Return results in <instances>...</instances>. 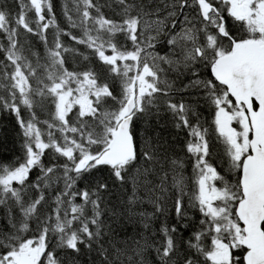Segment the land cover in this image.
<instances>
[{"label":"snow or ice","instance_id":"6c2138e0","mask_svg":"<svg viewBox=\"0 0 264 264\" xmlns=\"http://www.w3.org/2000/svg\"><path fill=\"white\" fill-rule=\"evenodd\" d=\"M0 121V264H264V0H0Z\"/></svg>","mask_w":264,"mask_h":264},{"label":"trees","instance_id":"16d2710c","mask_svg":"<svg viewBox=\"0 0 264 264\" xmlns=\"http://www.w3.org/2000/svg\"><path fill=\"white\" fill-rule=\"evenodd\" d=\"M60 0H57L59 3ZM7 129V130H6ZM15 133L7 121H0V159L10 158L12 153L16 151L14 144ZM191 172L190 166L187 168L186 175Z\"/></svg>","mask_w":264,"mask_h":264}]
</instances>
